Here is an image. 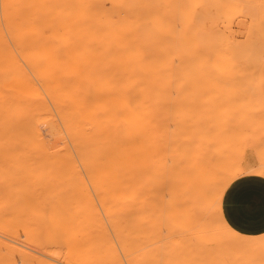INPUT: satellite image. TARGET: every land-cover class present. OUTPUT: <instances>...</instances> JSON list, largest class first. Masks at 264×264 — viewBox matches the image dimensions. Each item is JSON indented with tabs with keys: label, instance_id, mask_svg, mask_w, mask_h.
<instances>
[{
	"label": "bare ground",
	"instance_id": "6f19581e",
	"mask_svg": "<svg viewBox=\"0 0 264 264\" xmlns=\"http://www.w3.org/2000/svg\"><path fill=\"white\" fill-rule=\"evenodd\" d=\"M262 1L233 0L236 14L249 19L246 36L253 45L260 41ZM173 30V23H157L153 0H0V153L39 156L37 174L13 170L7 178L14 184H79L85 174L93 184L132 186L141 233L154 204L159 229L174 248L195 250L200 239L211 250L227 251L232 261L255 259L264 239L238 238L217 223L214 193L208 202L224 170L216 144L198 126L192 131L183 124L187 136L183 128L180 134L172 130L168 91L175 83L176 49L185 70L192 65L202 78L211 46L203 23H180L177 42ZM173 131L181 136L174 138ZM44 163L54 167L53 176ZM177 177L187 227L199 236L182 237L181 226L170 221ZM108 243L101 235L92 246Z\"/></svg>",
	"mask_w": 264,
	"mask_h": 264
},
{
	"label": "rangeland",
	"instance_id": "374dc122",
	"mask_svg": "<svg viewBox=\"0 0 264 264\" xmlns=\"http://www.w3.org/2000/svg\"><path fill=\"white\" fill-rule=\"evenodd\" d=\"M153 1L157 23H173L175 42L180 23L186 22L203 23L211 41L203 59L202 78L192 65L190 71L185 70L187 62L177 56L176 49L175 83L168 91L172 130L178 129L180 134L183 128L187 136L183 124L200 127L217 146L222 172L241 166L248 158L256 166H264V99L256 83L257 68L264 60V0L257 15L260 41L256 45L246 36L248 17L236 14L233 0ZM159 89V95L164 96L166 91ZM160 104L162 108L165 103L160 100ZM175 134L174 138L181 136ZM191 134L188 131L189 137L195 133ZM158 141L161 153V139ZM37 157L0 153V264H264V243L259 245L262 250L253 252L255 259L247 256L234 261L227 251L211 250L200 239L195 250L174 248L159 229L154 204L147 232L141 233L136 198L130 194L132 186L93 184L77 155L73 157L84 174L82 183L10 182L13 170L20 175L23 170L25 175L37 174ZM41 166L49 167V163ZM55 172L49 167L47 174ZM177 178L171 198L174 202H169L173 204L169 206L170 221L181 226L178 233L182 237L194 236L198 229H190L191 222L182 212L183 183ZM209 190L208 202L214 193ZM226 233L223 237L229 236ZM101 235L111 240L109 248L92 246ZM243 237L261 239V235Z\"/></svg>",
	"mask_w": 264,
	"mask_h": 264
},
{
	"label": "snow or ice",
	"instance_id": "6c2138e0",
	"mask_svg": "<svg viewBox=\"0 0 264 264\" xmlns=\"http://www.w3.org/2000/svg\"><path fill=\"white\" fill-rule=\"evenodd\" d=\"M240 149L241 144L237 141V152ZM256 175L262 178L259 182L255 178ZM213 191V208L217 223L227 226L228 222L224 220V216L230 214L236 225L252 227L259 224L258 231L261 239H264V169L258 174H253L242 166L233 165L220 174ZM234 226H230L229 231H232Z\"/></svg>",
	"mask_w": 264,
	"mask_h": 264
},
{
	"label": "crops",
	"instance_id": "0c3cea01",
	"mask_svg": "<svg viewBox=\"0 0 264 264\" xmlns=\"http://www.w3.org/2000/svg\"><path fill=\"white\" fill-rule=\"evenodd\" d=\"M256 83H257V88L258 91L260 93V95L262 96V98L264 99V60L259 64L258 68H257V72H256ZM254 160L251 158H248L246 161H244L241 166L243 168H245L247 170V168H251V167H257L256 163H253ZM249 172L253 173V174H258L259 172L254 171V170H248ZM256 180L257 182H259L262 178L259 177L258 175H256ZM257 190H259V183H257L256 185ZM224 220L226 222H228V226H233L232 230L235 231L236 233H239L240 235L243 236H258L260 235V232L258 231L259 229V224H256L255 226H247V225H236V222L234 220H232V217L230 216V214H226L224 216Z\"/></svg>",
	"mask_w": 264,
	"mask_h": 264
}]
</instances>
